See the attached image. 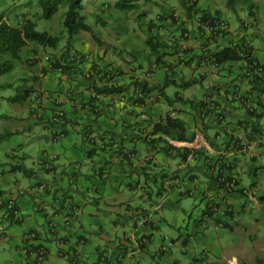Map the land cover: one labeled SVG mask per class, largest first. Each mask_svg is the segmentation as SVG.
Here are the masks:
<instances>
[{
  "label": "crops",
  "instance_id": "0c3cea01",
  "mask_svg": "<svg viewBox=\"0 0 264 264\" xmlns=\"http://www.w3.org/2000/svg\"><path fill=\"white\" fill-rule=\"evenodd\" d=\"M97 8L95 4L94 10ZM204 13L209 16L200 19L202 14L198 18L194 13L191 17H180L172 10L176 20L170 17L165 28L164 21L157 16L155 24L156 30L166 29L171 33V40L182 39L181 34L189 32V38L181 41L180 47V55L183 54V60L189 65L186 67L175 54L164 59L162 67L168 72L166 65L171 64L175 67L172 73L201 79L198 83L201 92L193 91L186 96L174 91L169 95L182 104L183 99L214 102L217 97L208 98L205 93L209 87L220 86L223 78L229 77L230 81L238 77L232 82L238 95H246L249 90L248 73L241 63L227 65L218 73L202 59L203 53L249 44L245 36L239 38V33H233L231 27L222 36L215 34L207 20H214L213 15ZM216 13L219 17L220 12L216 10ZM103 50L105 53L106 49ZM250 51L252 58L259 62L252 48ZM87 53L86 62L71 61V77L60 76V81L68 82L67 95L53 97L49 93L39 98L43 112L40 117L45 115L53 126L68 125L69 128L52 131V145L38 149L41 158L37 163L31 161L37 164V170L27 164L30 155L23 153L17 158L9 154L13 161L20 159L11 163V169L21 166L24 178L17 180L8 193L0 190V264H39L34 255L37 247H44L47 252L42 264H248L249 204H257L259 199L256 195H243L241 188L259 185L264 174V156L260 154L264 143H255L261 138L249 141L248 123H238L239 120L248 122L245 109L234 101L237 108L225 119L226 129L220 130L214 118L195 116L186 104L182 108L169 104L168 113L187 123V136L192 137V130L198 129L209 141L204 153L197 154L193 163L183 165L173 153L160 152L140 138L141 135L151 137L150 122L165 117L161 110L165 101L156 92L142 93L140 85L133 83L161 84L156 69L162 65L151 64L146 70L130 64L129 73L123 79L110 66L108 70L117 73L116 85L123 91L94 99L92 89L87 86L83 94H77L84 90L77 86L81 77L97 65L94 60H87ZM95 54L98 58V52ZM185 68L190 71L187 75ZM48 74L47 71L45 76ZM85 103L99 105L100 109L89 110ZM222 104L219 101L215 110L219 111ZM59 111L63 116L55 121ZM142 114L150 122H142ZM182 115H188L187 120ZM234 137L240 138L244 146L240 155L226 154L231 143L229 138ZM206 155L216 161L213 178L199 168L207 162ZM254 155L257 157L253 158ZM221 166L223 172L219 170ZM258 167L262 169L257 170ZM234 178L238 181L237 190L225 185ZM18 189H24L25 193L17 196ZM11 195H16L21 215L18 220L6 212V198ZM185 198L195 203L189 208L183 206ZM215 202L225 215L216 217L208 211L209 205ZM196 203L200 204L199 208L191 210ZM226 231L231 232L230 241ZM29 232H35L36 237L30 239ZM169 241L173 245L167 247ZM256 259L264 263V245L261 253L254 255L255 263Z\"/></svg>",
  "mask_w": 264,
  "mask_h": 264
},
{
  "label": "rangeland",
  "instance_id": "374dc122",
  "mask_svg": "<svg viewBox=\"0 0 264 264\" xmlns=\"http://www.w3.org/2000/svg\"><path fill=\"white\" fill-rule=\"evenodd\" d=\"M152 2L146 15L140 19L141 26L133 18L124 16L125 13L124 15L121 12L113 13L111 9L101 11L97 8L94 10V6L87 5V21L92 24L108 50L105 54L104 48L97 47L91 36L86 33L76 37L77 40H74L73 48L77 53L84 54L83 59H86V51H88L87 60H94L102 68L111 66L113 69H117L120 73L118 75L122 79L129 73L130 64L137 68L143 66L144 69L148 70L150 65L153 64V58L148 57L147 53L144 52L145 36L142 33L143 28H145L144 24L149 20L158 22V14L167 15L172 10H175L180 17L186 16L180 0H152ZM65 10L66 7L62 5L52 19L39 20L37 26L38 31H48L50 34L62 37L59 48L54 50L32 44L22 52V56L18 60L14 61V68L0 76V84L11 83L10 87L2 88L0 91V134L10 133L7 138L0 142V190L4 193H8V190L14 188L17 180L21 181L24 178L23 171L11 170V163L18 162L20 159H14L13 161L9 154L26 153L30 155L31 159L27 164L37 170V164H32L31 161L37 163L41 158L38 149L43 146L49 148L52 145V131L69 128L68 125L59 127L49 124L45 115L40 117L43 112L39 108V98L43 95L47 96L49 93L53 97H57L58 94L67 95L68 82L65 79L60 81V73L51 71L48 68V63L57 59L65 49L67 38L63 26V13ZM195 10H197V13H195L197 18L204 12H209L215 18L217 16L216 10H218L220 12L219 16H221L220 19L226 23V28L217 26L218 20H216L214 29L221 30V34H223V31L226 33L231 27L233 33H239V38L245 36L252 48L254 57L259 60L261 65L264 64V0H234L232 5L228 4V0H198ZM39 11V0H0V13L7 16L12 24H16L24 13L33 14ZM94 14L102 17L106 26H101L98 21L94 22L97 18ZM192 22H194V19ZM164 23L166 24V22ZM189 25L192 27V23H189ZM145 31L147 33V29ZM161 31L158 38L170 42L171 33H168L166 29L163 32ZM157 33L158 31H154L153 35L157 36ZM95 52H98V58H96ZM170 52L171 50H167V53ZM6 58L9 57L6 56ZM240 63L243 65L244 70H248V58ZM185 70L186 75L190 73L187 68ZM47 71H49V74L46 77ZM156 72V76L161 83L167 78V75L174 78L178 84L183 81L181 80V73H179L180 75L172 73L171 70L167 72L162 66L156 69ZM221 80L222 82H229V77ZM29 87L32 89L30 95L28 99L23 100L21 98L24 93L23 90ZM165 90L168 95H172L174 91H180L188 96L193 91L201 92L202 88L198 84L183 90L177 84H171ZM13 97H16L17 101H14ZM174 105L176 108H182L183 106L178 101H174ZM161 108L163 116L171 110L170 105L165 102L161 104ZM182 116L187 120L188 115ZM47 124L48 126H46ZM71 131L70 129V133ZM65 140L66 138L62 142H65ZM15 157L18 158L19 156ZM258 183L255 195L259 201L257 204H249L248 211V235H250L248 237V259L250 261L248 264H256L254 255L261 253V248L264 245V199L261 198L264 194V174L261 175ZM183 200H185L183 206L188 207L195 203L191 198ZM199 206L200 204L196 203V207L191 210L198 209ZM170 232L175 235L174 230ZM225 233H227L230 241L231 232L226 231ZM183 234L186 235V232L183 231ZM230 256L231 253L229 252L228 257Z\"/></svg>",
  "mask_w": 264,
  "mask_h": 264
},
{
  "label": "trees",
  "instance_id": "16d2710c",
  "mask_svg": "<svg viewBox=\"0 0 264 264\" xmlns=\"http://www.w3.org/2000/svg\"><path fill=\"white\" fill-rule=\"evenodd\" d=\"M187 17H191V13H197L195 11L196 3L198 0H180ZM234 0H228V4L232 5ZM97 0H39V7L40 11L35 12L33 14L24 13L21 15L20 19L16 24H12L9 21V18L5 16L3 13H0V76L11 71L14 68V61L18 60L22 56V52L29 48L30 45H35L43 48H51V49H58L62 37L58 35L50 34L48 31H38V21L45 19L50 20L54 17V15L59 11L60 7L63 5L66 7V10L63 13V26H64V32L67 34V38L65 41V49L60 53L59 57L55 59V62L51 66V71H55L57 73H60V76H69L71 77V69L70 66L71 61H74L75 59L80 60V63L84 60L83 55L78 56L77 52L73 51V44L74 40L77 36L81 34H88L91 36L93 42L96 44L97 47L105 48V43L101 39V37L96 33L94 30L92 24H90L87 21V15H86V8L87 5L94 6V3L97 4L99 9L101 11H105L107 9H111L113 13L121 12L123 15L124 13L129 18H133L138 25L140 24V19L146 15V12L148 11V7L153 3L152 0H101L98 3ZM172 12V11H171ZM93 14V13H91ZM95 15V14H94ZM93 15V16H94ZM92 16V15H91ZM97 18L94 20V22L98 21V24L101 26H106V23L104 19L98 14H96ZM159 18H162V21L167 22V20L172 17L176 20V16L170 14L162 15L158 14ZM209 16V14H202L200 16V19H206V17ZM158 19V17H157ZM209 28H214L215 21L218 20L217 26H220L221 19L219 17H215L214 20L207 19ZM205 20V22L207 21ZM156 21L155 20H149L145 25V28H143L142 33L145 36L144 44L145 49L144 52L147 53V56L150 58H153V65H162V67L165 65V60L168 56L178 55L177 57L182 58V62H185L184 64L186 67L189 65L188 61H184L182 55V49L181 47V41H185L189 38V35L186 36L185 34L188 33L187 31L183 32L181 34L182 39H179V37L175 38L174 40H171L170 42H167L165 40H161L158 38V34L160 33L159 30H156L155 28ZM143 25V26H144ZM165 28L167 27V24L164 25ZM147 29V33L146 30ZM215 34H221V30H215L213 29ZM154 31H158L157 36L153 35ZM225 33V31H223ZM160 35V34H159ZM105 54L107 53L108 47L105 48ZM167 50H171L170 53H167ZM251 47L244 44H235L232 46L224 47L218 51H211L209 53L204 54L202 59L205 60L208 65L213 68L216 72H222L225 70L227 65L233 64V63H240L244 59L248 58V63H258L260 62L256 61L254 58H252L251 55ZM75 52V53H74ZM80 55V54H79ZM8 56L9 58H6ZM82 60V61H81ZM76 62V61H75ZM74 62V63H75ZM78 62V61H77ZM76 64H79L76 63ZM264 66V64H262ZM96 66H92V71L88 75H83L81 77V80L78 82L77 86L78 88H84V90H81L77 92V94H83L84 91H86V88L92 89L93 96H91L94 99H97L100 96H108L113 95L116 93H121L122 87H117L116 85V79L113 82L111 78H107L105 80L104 73L100 72L99 69L97 70ZM166 67H168L170 70L175 68L171 64H167ZM108 71V66H105V68ZM168 70V69H167ZM112 72V71H111ZM47 74V72H46ZM117 77V74H114ZM227 74L224 75L226 77ZM238 77L231 79L229 82H223L221 85H215L213 87H209L207 92L205 93L208 98L212 96H216L217 99L220 98L221 100L215 99L214 102H209L207 99H203L200 101H189L188 99H183V104H186L189 106L190 109L193 110L195 116H199L202 119L205 116L212 117L217 121V125L221 128L220 130H224L227 127V122L225 119H227V116L233 115L234 109L237 108V106L233 105L234 101H237L239 104V108L245 109V117L248 116V122L245 121H238L245 122L243 125H246L248 123V139L249 141L252 140H258V138H264V108L260 105L259 100L257 99V95L254 93V85H251V81L248 80V94L246 95H238L237 90H233L232 88V82L234 80H237ZM182 83L178 84L174 78H170L167 75V78L162 81L161 84H155L150 85L147 82H139L134 81V85H140L141 92L144 94H148L151 92H156L159 96L163 97L164 101L167 102L170 105L174 104V101H177L174 97L169 96L166 94L165 89L171 85V84H177L182 89H188L198 83L201 82V79L198 78H191V77H181ZM243 80H241L242 82ZM261 81L256 82V85H258ZM254 84V83H253ZM11 83H2L0 84V91L2 88L10 87ZM87 86V87H86ZM260 86V85H259ZM250 87L252 89H250ZM262 88V87H260ZM31 87L26 88L23 90V94L21 95V98L23 100L28 99V96L30 95ZM222 91V92H221ZM223 95H221V93ZM68 93V92H67ZM86 98V97H85ZM14 101H17L16 97L12 98ZM246 100H248V103L251 102L259 104L258 106H249L247 105ZM250 100V101H249ZM223 103L222 108H220L219 111L215 110V105L218 104V102ZM90 108L89 110L94 111V109L99 108L100 106L95 105L93 103H88ZM86 107V103H85ZM247 114V115H246ZM142 122L144 120H141ZM150 122L148 119L144 121ZM153 125V131L150 135H141L140 138L143 140V142L147 143L148 145H153L155 149H158V151H162L165 154L172 155L175 158H179L180 162H183L185 159V153L184 152H177L173 151L169 146L165 144L164 136H172L174 138L178 139H189L190 136H187L186 134V125L187 123L183 121L180 118H174L171 116L170 113H167L165 117L161 118L157 122H150V125ZM10 133H2L0 134V142L8 137ZM207 138V137H206ZM231 138H229V141L231 142ZM212 143V142H211ZM213 144V143H212ZM206 150V149H205ZM205 150H202L200 152H196L195 158H197V154L204 153ZM262 156H264V151L260 153ZM207 156V162L204 165H201V172L203 174H206L208 176H211L213 178L214 170L216 161L210 159L209 155ZM257 156L254 155L253 158H256ZM257 161V159L255 160ZM260 168V167H258ZM21 170V166H14L11 170ZM222 169V170H221ZM257 169V168H256ZM187 168L184 169L186 171ZM220 171H224V167L221 166ZM251 170V169H250ZM254 171V169H252ZM219 174V173H218ZM218 174L216 176H218ZM262 198V197H261ZM7 199L6 198V212L9 214L10 217L13 218V214L7 210ZM18 220V219H14ZM34 236H33V235ZM30 239H33L36 237L35 232H29L27 235ZM40 248L44 247H37V251L34 253H38ZM47 253V252H46ZM37 260V259H36ZM38 262V261H37ZM256 264H264L261 259H256Z\"/></svg>",
  "mask_w": 264,
  "mask_h": 264
},
{
  "label": "built area",
  "instance_id": "2783aa9c",
  "mask_svg": "<svg viewBox=\"0 0 264 264\" xmlns=\"http://www.w3.org/2000/svg\"><path fill=\"white\" fill-rule=\"evenodd\" d=\"M221 27L226 28V23L224 21H221L220 23ZM186 36L189 35V32L185 34ZM76 61V59H75ZM53 61L50 66L54 63ZM99 69L100 72L104 73L105 75V80L107 78H111V80L114 82L115 81V75L111 72V70H106L102 67H97V70ZM248 73V80L251 81V85H254V93L257 95V99L260 102V105L262 108H264V66L258 63H248V70L246 71ZM261 81L258 85H256V82ZM254 83V84H253ZM260 85V86H259ZM262 87V88H260ZM249 89V86H248ZM250 89H252L250 87ZM250 101V100H249ZM247 105L249 106H258L259 104L257 103H251L247 102ZM89 107L88 103L86 104V108ZM97 110L100 109L96 108ZM63 116V112L59 111L56 113L54 120H61V117ZM142 120H147V115L142 114L140 116ZM165 139V144L169 146L173 151H179V152H184L185 153V159L183 161V165H189L193 163L195 160V154L196 152H200L206 148L209 147V141L207 138L203 135V133L198 130V129H193L192 130V137L189 139H178L174 138L172 136H164ZM256 144L264 143V138L259 139L258 141L255 142ZM244 150V146L241 143L240 138H232L230 146L227 148L226 154L229 155H240L242 151ZM15 156H21L22 154L20 153H13ZM225 185L230 188V189H238V181L236 178L232 179L231 181L225 182ZM256 191V188L254 187H248L244 186L241 188V192L243 195L247 196L248 195H253ZM25 190L24 189H18L16 192V195L24 194ZM16 195H11L7 199V210L10 211L13 214V219H19L21 217L20 211L16 205ZM218 202L211 203L208 207V211L210 213H213V215L217 216H223L225 213L221 211V208L217 205ZM224 225V224H220ZM33 235V234H32ZM34 236V235H33ZM173 245V242L169 241L167 244V247H170ZM46 249L45 248H40L38 253L35 254V258L37 259L39 264H42L45 262L46 259Z\"/></svg>",
  "mask_w": 264,
  "mask_h": 264
},
{
  "label": "clouds",
  "instance_id": "9594fccd",
  "mask_svg": "<svg viewBox=\"0 0 264 264\" xmlns=\"http://www.w3.org/2000/svg\"><path fill=\"white\" fill-rule=\"evenodd\" d=\"M75 53V52H74ZM78 56H79V54H78ZM76 60H78V59H76ZM53 61H55V59L54 60H52L50 63H48V65H49V69H51V66H50V64L53 62ZM98 64V63H97ZM98 67H100V65L98 66ZM49 72V71H48ZM260 169H262V168H260ZM259 168H257V170H260ZM252 187H255V186H252ZM253 195H255V193L253 194ZM248 196H250V197H252V195H248Z\"/></svg>",
  "mask_w": 264,
  "mask_h": 264
}]
</instances>
